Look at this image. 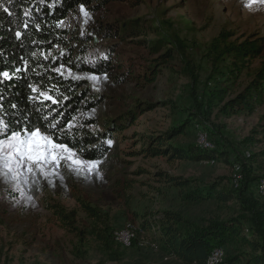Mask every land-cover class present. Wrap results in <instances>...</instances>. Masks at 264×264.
<instances>
[{
    "label": "rangeland",
    "instance_id": "rangeland-1",
    "mask_svg": "<svg viewBox=\"0 0 264 264\" xmlns=\"http://www.w3.org/2000/svg\"><path fill=\"white\" fill-rule=\"evenodd\" d=\"M85 8L90 14L87 23L79 6L61 21V27L83 38H92L82 43L85 61L102 60L103 56L112 67L107 71L108 79L100 81L98 91L90 80L81 79L98 101L75 117L74 123L81 125L83 119L96 118L99 125L88 128L97 132L102 130L104 120H118L134 109L137 102L154 105L136 112L134 121L113 135V144L98 159L102 161L97 169L99 176L95 172H76L62 161L58 170L62 180L59 176L20 184L0 180V264H155L158 259L153 257L159 249L151 234L142 232L140 236L121 238L135 227L131 211L142 215L173 209L191 222L201 224L225 220L242 214L237 202H219L213 198L192 201L185 197V192L203 190L213 183L224 190L238 188L246 179L251 181L245 194L264 203V197L256 192L258 181L264 176V49L244 64L233 65L234 73L219 82V75L227 65L223 55L227 48L245 39L264 36V5L253 0H111L101 9ZM131 25L136 28L134 32L144 30L146 35L132 33ZM157 27L176 33L181 50L175 59L159 64L155 78L145 82L141 75L164 51L162 48L154 52L149 48L150 41L157 37L153 29ZM123 70L124 80L118 78ZM63 71L68 75L67 70ZM71 71L81 77L91 74ZM225 82L229 84L227 90L234 94L252 82L262 88L252 115H224L219 110L222 103L209 102L208 94ZM187 108L209 113L210 131L198 128L200 125L196 123L195 128L187 129L173 142L197 144L199 131L203 130L212 149L225 151L224 157L216 158L213 163L167 162L161 156L133 153L140 149L144 136L166 130L177 110ZM247 152L256 154L258 160L253 163L252 175L248 168L244 171L242 167ZM235 164L241 167L237 186L232 182ZM159 170L189 179L190 186L169 187L156 179ZM118 181L131 183V187L122 189ZM78 195L108 214L107 222L115 240L112 248L120 257L116 263L107 259V253L91 235L88 234V241L82 246L76 233L61 227L44 207V197L54 198L75 213V226L91 230L96 224L81 209L76 200ZM245 232L248 233L247 229ZM138 242L152 245L139 246ZM227 247H224L225 261L231 264L228 258L244 247L239 243ZM78 249L84 250L82 258L75 256ZM163 264L179 263L170 258Z\"/></svg>",
    "mask_w": 264,
    "mask_h": 264
},
{
    "label": "trees",
    "instance_id": "trees-1",
    "mask_svg": "<svg viewBox=\"0 0 264 264\" xmlns=\"http://www.w3.org/2000/svg\"><path fill=\"white\" fill-rule=\"evenodd\" d=\"M109 1L111 0H14L12 5H8L13 12L11 17L0 9V71L14 72L17 67L23 68L22 58L29 62L28 71L20 74L22 79L0 83V97H2L0 98V117L6 121L11 120L13 123L17 118L24 119L25 117H31L33 123L38 120L42 122V117L48 114V108H55L56 112L65 113L62 124H67L73 117H77L81 112H86L96 105L98 100L95 94L85 87L84 80L73 81L71 78L66 80L52 69L63 64L65 70L70 67L71 70L92 73L94 71L92 64L94 63L95 70L103 73L107 72L112 65L109 60L105 59L93 62L85 61L86 50L82 48V43L90 41L92 38H83L70 30L57 27V25L81 3H84L85 7L101 9ZM4 2L7 4V0ZM27 11L32 13L30 17H25L24 13ZM25 23L28 25L27 29L24 27ZM36 24L41 26L39 31L36 30ZM123 26L126 27V24ZM129 27L133 29L132 33L146 35L144 30L134 32L136 28L133 25ZM153 29H156L157 37L150 41L149 48L154 52H158L162 48L164 51L157 58L158 61L149 64L145 73L141 75L145 82L155 78L159 64L175 59L181 50L176 33L161 31L158 27ZM17 30L22 32L21 40H17L15 37ZM263 49L264 36L245 39L229 46L223 53L227 65L219 75V82H223L226 77L234 73L233 65L244 64L248 59L259 56ZM41 52L48 56L47 60L40 55ZM32 53H36V56H33ZM52 57L57 59L53 60ZM128 69L126 68L127 72H129ZM126 71L120 72L118 78L126 79ZM38 73L39 75H37ZM64 76L68 75L64 72ZM31 83H42V90L45 91L55 85L56 87H52L50 95L56 96L57 104H52L51 101H44L43 104L38 101H29L28 96L32 93L27 85ZM225 83L224 86L217 85L218 88L208 94L209 102L222 103L219 110L224 115L240 113L252 115L260 99L262 88L258 87L256 82H252L234 94L227 90L228 82ZM57 88L60 93L58 96ZM65 96L68 97L67 100L64 99ZM13 105L16 107L13 108ZM153 105L154 103L147 101L137 102L134 109L129 110L118 120H104L101 123L102 130L97 132L88 128L93 124L99 125L96 118L83 119L82 127H74L71 133L61 137L60 142L68 143L74 150L86 149L87 151L80 155L82 159H100L106 155L109 149L103 142L107 139L112 140L115 133H119L124 127L131 124L136 112L151 109ZM208 107H210L209 104ZM56 112L52 115L56 116ZM22 113L23 116H21ZM208 116L209 113L205 114L203 110L192 111L190 108L177 110L172 118V123L166 130L144 136L140 149L133 153L143 154L145 157L161 156L167 162L215 160L224 157L225 151L212 148L202 149L196 143L179 145L173 142L176 137L185 134L187 129L195 128L196 123L200 125L198 128L210 131ZM95 145H100V149L93 150ZM245 160L242 167L244 171L248 168L252 175L254 172L253 163L258 162L257 156L250 154ZM155 175L158 181L164 182L169 187L182 189L190 186L189 179L171 175L162 170L156 172ZM250 181V179H246L238 188L227 190H224L218 183H213L203 190L185 192V197L192 201L211 198L226 203L235 201L242 211L240 215L225 220H210L206 224H201L191 222L182 213L173 209H161L156 213L142 215L131 211L134 216L132 223L136 227V235L140 236L142 232L151 234L152 239L157 242L159 250L165 255H170L179 264H205L214 247L224 248L231 243H239L244 247V250L230 256L229 263L238 264L242 261L243 264H264V203L245 194ZM117 184L122 189L131 187V183L126 181L124 183L118 181ZM43 199L44 207L51 212L57 223L67 231L75 232L82 246L88 241L89 234L107 253L109 261L116 263L119 260L120 257L112 248L115 240L107 222L109 216L100 207L92 204L86 197L76 196L81 209L96 224L91 230H86V228L75 226V213L72 210H68L54 198L44 197ZM138 219H140L139 222H136ZM98 224L101 227H98ZM246 229L248 233L245 232ZM229 252L227 250V253ZM83 253L84 250L78 249L75 256L82 258Z\"/></svg>",
    "mask_w": 264,
    "mask_h": 264
},
{
    "label": "snow or ice",
    "instance_id": "snow-or-ice-1",
    "mask_svg": "<svg viewBox=\"0 0 264 264\" xmlns=\"http://www.w3.org/2000/svg\"><path fill=\"white\" fill-rule=\"evenodd\" d=\"M264 5V0H253ZM14 0H7L5 4L4 0H0V9L3 10L9 17L13 16L8 5H12ZM80 13L85 17V22L90 18L88 10L85 8L84 3L80 4ZM25 17H30L32 13L27 11L24 13ZM58 24L57 27H61ZM25 29L28 25L25 23ZM40 24H36V30H40ZM83 35V33H82ZM15 37L17 40H21L22 32L15 31ZM35 43V41H34ZM36 56V53H32ZM45 60L48 56L40 53ZM51 55V53H49ZM63 55V53H62ZM23 59L24 67H17L14 72L7 70L0 71V83L10 82L13 80L22 79L21 73L28 71V60ZM53 60L57 59L52 57ZM101 59H107V57H101ZM94 71L87 77H81L74 75L69 67L67 69L68 76H64V65L62 64L58 68L52 69L59 76L64 79L73 81H79L81 79H88L92 82L93 88L99 90V83L101 80H107L108 74L106 71L99 73L95 70V64H92ZM39 75V73L37 74ZM51 79V77H49ZM31 91V95L28 96L29 101H38L43 104L44 101H51L52 104H57L56 96L50 95L52 87H49L46 91L43 89V84L31 83L27 85ZM59 89L57 88V96L59 95ZM2 98V97H0ZM68 99L67 96L64 97ZM13 108L16 106L13 105ZM37 111H40L37 109ZM56 112L55 108H48V114L42 117V122H31V117H25L24 119L17 118L15 123L11 120H5L0 117V180L12 182L14 184L28 183L29 181L35 182L40 177L59 176L62 180L63 176L59 173L61 162H66L67 165L76 172L91 174L95 172L97 176L100 175L97 169L102 163L98 159H81L80 155L87 151L86 149H73L66 142H60L61 137L66 136L67 133H71V130L82 125L74 123L75 117L68 121L67 124H62V118L65 116L63 112H56V116L52 114ZM24 114L22 113L21 116ZM51 118V120H50ZM103 143H106L108 147L113 144L111 139H107ZM100 149V145H95L93 150ZM51 183V180H49Z\"/></svg>",
    "mask_w": 264,
    "mask_h": 264
},
{
    "label": "built area",
    "instance_id": "built-area-1",
    "mask_svg": "<svg viewBox=\"0 0 264 264\" xmlns=\"http://www.w3.org/2000/svg\"><path fill=\"white\" fill-rule=\"evenodd\" d=\"M199 132L200 133L198 135L197 145L202 149L212 148V143L207 139L206 133L203 130H200ZM248 156H250V154L247 152V157ZM207 162L213 163L214 159L207 160ZM240 177H241V167L239 164H235L233 168V175H232V182L234 186H237V183ZM256 192L257 194H259V196L264 197V176L259 179ZM135 229L136 227H133V229L128 230V232H126L125 235H122L121 238L128 239L130 237H135V234H136ZM145 243L147 242H138L139 246H144ZM147 244L152 245L151 243H147ZM170 257H171L170 255H166L165 260L170 259ZM205 264H226L224 248L214 247L211 250L210 254L208 255Z\"/></svg>",
    "mask_w": 264,
    "mask_h": 264
},
{
    "label": "crops",
    "instance_id": "crops-1",
    "mask_svg": "<svg viewBox=\"0 0 264 264\" xmlns=\"http://www.w3.org/2000/svg\"><path fill=\"white\" fill-rule=\"evenodd\" d=\"M158 249H159V247H158ZM159 252L156 254V257H153V258H155V259H158V260H155V262H153V263H155V264H163V263H167V261L168 260H165V254H164V252H162L161 250H158ZM171 258V257H170ZM143 264H148V262H146V263H143Z\"/></svg>",
    "mask_w": 264,
    "mask_h": 264
}]
</instances>
